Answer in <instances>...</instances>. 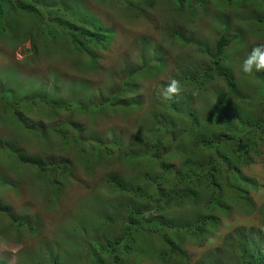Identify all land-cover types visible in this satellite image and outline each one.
Returning a JSON list of instances; mask_svg holds the SVG:
<instances>
[{"label":"rangeland","instance_id":"1","mask_svg":"<svg viewBox=\"0 0 264 264\" xmlns=\"http://www.w3.org/2000/svg\"><path fill=\"white\" fill-rule=\"evenodd\" d=\"M67 1L75 9L84 2L89 13L115 31L110 45L100 47L88 59L68 50L52 54V51L38 48L34 54L32 42H24L21 38L2 41L0 89L13 92V99L17 101H22L25 95H43L52 96L56 101L75 99L73 97L83 101L87 98L88 105L94 98L109 94L107 89L118 82L114 76L118 77L119 72L123 76V72L137 71L145 66L148 75L135 77L140 79L139 89L129 90L128 96L115 97L119 102L124 101V107H103L92 112L70 114L50 109L42 103L30 105L27 111L24 110V119L32 127L47 128L44 135L17 125L0 100V208L10 218L35 225L34 231L16 226L0 213V264H35L43 256L63 264L87 262L89 242L112 240L120 235L117 225L101 223V215H119L122 205L133 199L130 193L120 191L119 182L132 188L133 184L145 179L146 161H125L117 155L109 158L101 154L93 160L94 154L86 145L84 154L74 144L64 145L54 127L62 126L64 132L73 127L81 128L84 142L94 138L113 143L121 146L122 153H125L143 152L145 148L152 151L154 137L143 123L150 113L155 119L175 120L173 113H167L171 102L181 112L186 110L197 114L207 136L215 139L223 138L220 135L223 133L222 123L251 126L264 118V101L260 102L264 96H253L251 101L245 97L239 101L231 96L225 82L216 75L201 80V84L190 81L210 67V56L203 53L200 46L210 51L214 49L221 31L219 19H224L231 23L232 30L244 28L249 40L244 49L236 52L235 46L227 48L220 68L245 90L249 86L255 89L264 84V70L251 74L240 71L242 61L252 54L254 48L264 50V29L255 27L241 16L242 11H237L235 4L229 6L220 0H206L205 8L199 12H185L180 17V11L179 16L172 13L177 6L170 0H153L152 3L132 0L130 7L121 0ZM21 25L25 27L23 23ZM25 25H30L28 19ZM171 30L182 36V45L171 37ZM190 40L198 44H191ZM173 79L180 90L172 98L180 103L165 100L161 95ZM221 104L222 108L219 107ZM206 118L214 119V123ZM70 119L71 124H67ZM185 127L175 130V134H183ZM250 137L254 141L260 140L258 153H251L253 164L239 167L242 177L254 180L258 187L241 185L243 201L232 200L226 216L213 214L219 220L216 227L203 230L200 241L184 245L189 264H217L229 259L232 242L239 236L237 230H243L249 236L251 233L264 234V135L248 134L244 139ZM162 145L160 153H167L173 146L170 141ZM7 147L19 156H29L43 164L68 162L72 167L70 174L56 176V185H53L36 167L23 164L6 151ZM228 149L231 151L228 147L227 152ZM165 161L176 167L183 165L181 158L166 156ZM153 167L161 172L158 166ZM146 190L154 191L152 187ZM213 193V190H205L181 208H165L162 215L177 221L176 224L205 216L211 213L208 202ZM248 200L253 204L251 211H247L250 208ZM244 202L246 205L242 206ZM97 211L99 213L95 214ZM251 239L256 240L257 236L253 235ZM156 258L146 254L132 256L129 261L133 264H162L156 262Z\"/></svg>","mask_w":264,"mask_h":264},{"label":"trees","instance_id":"2","mask_svg":"<svg viewBox=\"0 0 264 264\" xmlns=\"http://www.w3.org/2000/svg\"><path fill=\"white\" fill-rule=\"evenodd\" d=\"M101 1L112 2L113 0ZM144 1L153 2V0ZM170 1L177 6L172 13L179 16L180 11V17L185 12H191V14L194 13V10L199 12L200 9L205 8L204 3H206V0L204 2L199 0ZM220 1L229 6L235 4V9L242 11L241 16L255 27L264 29V0ZM113 2H117V0ZM83 3L81 2L75 9L67 0H0V43L21 38L24 42L29 40L32 42L34 54H37L38 48L52 51V54L56 51L68 50L80 57L85 56L91 59L97 49L110 45L114 39L115 31L107 27L101 19L89 13ZM121 3L130 7L132 0H125V2L121 0ZM27 19L30 23L28 26L25 25ZM22 23L25 27L21 25ZM219 23L221 31L214 49L210 51L207 47L200 46V50L210 56V67L198 77L190 80L191 83L201 84V80L216 75L225 82L231 96L239 101L245 100V97L251 101L253 96H264V84L255 89H251L249 86L245 90L237 85L226 70L220 68V61L227 48L232 49L235 46V52L237 49H244L249 38H247L244 28L238 27L232 30L231 23L224 19H219ZM170 34L177 43L183 44V38L178 32L171 30ZM189 43L198 44L192 40ZM121 74L119 72L118 77L114 76L118 82L115 81L107 89L109 94L106 97L94 98L88 105L87 98H84L83 101L76 97L68 101H56L52 96L45 97L43 95H25L22 101H17L13 99V92H5L3 89H0V100L3 102L5 110L12 114L17 125L24 129H30L36 134L44 135L47 128L32 127L24 119V110L27 111L31 107L30 105L42 103L50 109L70 114L92 112L103 107H124V101L119 102L115 100V97L128 96L129 90L139 89L140 79L135 77L142 74L147 76L148 73L143 66L137 71L123 72V76ZM103 94L104 92H102V96ZM174 98H171L173 102H179ZM262 101L264 100L261 99L260 102ZM168 107L167 113H173L170 114L174 116L175 120L155 119L150 113L143 123L147 126L146 130H151L154 137L152 151H146L145 148L143 152L122 153L121 146L113 143H104L94 138L84 142L82 139L84 133L81 128L73 127L71 131L64 132L62 126L54 127L55 134L64 145L74 144L81 154H84L86 145L89 152L94 154L93 160L97 159L100 154L109 158H115L117 155L125 161L139 163L146 161L148 164L144 175L145 179L133 184L132 188L119 182L120 191L133 196L129 204L122 205L121 213L119 215L111 213L105 217L101 215V223L117 225L120 235L112 240L101 239L100 241L96 239L89 242L88 261L83 264H133L129 261L130 257L146 254L157 257L156 262H162V264H189V257L184 245L188 242L200 241V233L203 230L216 227L219 220L213 214L226 216L232 207V200L234 202L243 201L244 192L239 189L241 185L258 187L254 180L242 177L239 166L254 163L251 153L257 155L261 142L259 139L254 141L251 137L245 140L244 137L248 134L251 136L264 135V118L251 126L248 124L233 126L222 123L223 133L220 135L223 138L215 139L211 135L207 136L197 114L186 110L181 112L182 110H177L172 102ZM219 107L222 108V104ZM156 108L158 107L156 106ZM205 120L214 123V119L206 118ZM149 123L150 125H148ZM67 124H71V119ZM184 125H186L184 128L186 131L176 135L175 130ZM165 141H170L173 146L167 153H160ZM185 143L188 144L184 145ZM228 147L231 151L228 149L227 152ZM5 149L19 158L23 164L36 167L53 185H56V176L70 174L72 167L68 162L43 164L38 159H31L22 154L19 156L14 151H10V147ZM166 156L170 159L181 158L183 165L176 167L170 162L167 163ZM153 165L158 166L161 172H157ZM151 187L154 191L146 190ZM205 190L214 192L208 202L211 213L180 224L163 217L162 212L165 208H181L191 202L193 198L202 195ZM246 202L241 203L242 206H245ZM249 203L250 208L247 211L253 209L251 200ZM0 213L9 217L1 208ZM98 213L99 211L95 214ZM10 219L16 226L26 227L31 231L35 230L34 224L13 217ZM237 232L239 236L232 242V253L229 259L217 262V264H264V234L251 233L249 236L243 230H237ZM253 235L257 236L256 240L251 239ZM35 264L63 263L43 256Z\"/></svg>","mask_w":264,"mask_h":264},{"label":"clouds","instance_id":"3","mask_svg":"<svg viewBox=\"0 0 264 264\" xmlns=\"http://www.w3.org/2000/svg\"><path fill=\"white\" fill-rule=\"evenodd\" d=\"M262 70H264V52L261 51V47H256L253 49L252 54L242 61L240 71L245 74H251L253 71L260 72ZM179 90L176 80L173 79L162 91V98L169 100Z\"/></svg>","mask_w":264,"mask_h":264}]
</instances>
